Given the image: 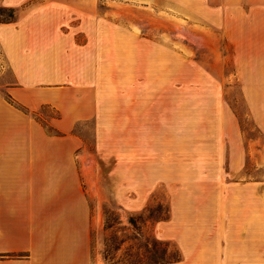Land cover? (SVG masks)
Returning <instances> with one entry per match:
<instances>
[{"label":"rangeland","instance_id":"rangeland-1","mask_svg":"<svg viewBox=\"0 0 264 264\" xmlns=\"http://www.w3.org/2000/svg\"><path fill=\"white\" fill-rule=\"evenodd\" d=\"M95 3L94 60L103 67L99 76L108 82L107 93L116 105L110 124L119 132L117 137H107L103 147L115 142L121 149L126 139L131 149L138 148L130 171L122 168L121 162L117 166L115 156L98 150L96 121L90 119L78 121L72 129L82 139L75 152L76 168L65 172L51 167L42 177V169L0 167V180H49L60 176L81 180L90 209L83 219L90 230L92 264H166L156 263L160 260L180 263L185 252L173 239L178 226L171 221L172 200L179 198L177 203L186 213L188 209L203 208L204 193L220 196L226 191L225 184L244 186L238 190L230 187V193L250 194L245 186L255 181L260 194L264 192V128L257 121L264 117V88L257 87L264 75L260 73L264 71V26L233 25L230 27L235 32L230 36L222 27L184 16L170 4L150 6L125 0ZM128 30L147 39L140 57L125 59V48L131 44L136 47L126 36ZM76 38L77 44L86 43L82 33ZM15 83L14 73L0 51V94L5 99L11 96L9 87ZM153 84H157L155 89L150 88ZM128 91L141 94L147 103L155 98L156 110L150 106L147 110L157 111L161 119L128 123ZM254 97L259 104H255ZM18 104L24 109L12 105L48 134L64 135L57 126L61 114L54 105L44 103L31 109ZM124 128L125 133L130 129L135 135L123 138ZM153 129L158 130V136L149 134ZM146 130L147 135L136 136ZM127 173L130 180L124 179ZM207 180H211L209 184ZM187 195L197 196L189 201ZM207 203L208 208L214 204L224 205L227 210L234 204L238 210L250 208L247 201L243 202L247 203L245 207L233 200L208 199ZM189 219L184 218L183 224L187 225ZM242 219L236 231L230 224V232L206 234L208 244L219 250L225 246L242 248V257L233 251L231 261L225 264H251L250 218ZM164 227L166 235L162 233ZM258 245L259 264H264L261 224Z\"/></svg>","mask_w":264,"mask_h":264},{"label":"crops","instance_id":"crops-1","mask_svg":"<svg viewBox=\"0 0 264 264\" xmlns=\"http://www.w3.org/2000/svg\"><path fill=\"white\" fill-rule=\"evenodd\" d=\"M30 1L29 5L23 7ZM95 1L0 0V7L20 9L15 21L0 23V51L16 78V83L9 87V93L17 103L31 109L44 103L54 105L61 114L57 126L64 134H48L32 117L0 94V167L42 169V177H45V170L51 167L69 172L76 168L75 152L82 145V139L72 129L80 120L93 119L96 121L98 150L105 151L109 157L115 156L118 159L116 165L121 162L122 168L130 171V163L138 155L135 152L138 148L131 149L126 139H123L121 149L116 147L115 142L105 149L103 147L107 137H117L119 132H115L110 124L116 113V105L110 101V94L107 93L108 82L99 76L103 67L95 64L94 60L97 57L94 53V49H97ZM125 1L150 6L170 4L184 16L222 27L230 36L235 32L230 27L233 25L264 26V0ZM111 26L116 29V24L111 23ZM125 32L128 40L136 46L132 47L131 44L125 48V59L142 56L141 46L147 39L134 31ZM80 33L86 41L82 45L76 43V35ZM37 73L43 76L37 77ZM259 80L257 87L263 89V74ZM154 85L157 84L150 88L155 89ZM127 95L131 97L126 102L128 123L161 119L157 111L149 113L147 110V106L156 110L155 98L147 103L135 91H128ZM259 103L258 99L255 100V104ZM257 121L264 128V117ZM124 131L125 128L121 130L123 138L135 135L130 133V129H127V133ZM149 131L150 135L158 136V130ZM147 134V130L139 131L136 136ZM48 179L0 180V264H92L90 230L83 219L84 216L88 217L90 209L83 195L81 180L64 176ZM124 179L130 180L128 173L124 174ZM210 181L207 180L208 184ZM230 187L238 190L244 186L225 184L226 191L220 196L204 193L203 208L188 209L186 213L177 203L179 198L172 200L171 221L178 226L173 231L176 234L173 239L185 252L180 263L172 264H225L231 259L233 251H238L239 257H242V248L225 246L224 250H219L208 244L206 234L230 232V224L236 231L243 222L242 218L248 217L252 238L251 264H259L258 233L260 224L264 227V192L260 194L259 184L255 181L245 186L250 194L230 193L227 191ZM196 196L187 195L186 199L195 200ZM208 199L241 201L244 207L247 203L243 202L247 201L250 208L238 210L236 204L230 210L221 204L208 208ZM186 217L190 219L184 225ZM165 229H162V233L166 235Z\"/></svg>","mask_w":264,"mask_h":264},{"label":"trees","instance_id":"trees-1","mask_svg":"<svg viewBox=\"0 0 264 264\" xmlns=\"http://www.w3.org/2000/svg\"><path fill=\"white\" fill-rule=\"evenodd\" d=\"M19 8L16 7H0V16H2V18L0 19V23H8V22H12L15 21L18 18L19 15ZM6 99L16 105L17 107H19L20 109H24L23 107H21L20 104L16 103L13 98L10 95L6 96ZM13 255H17V254H13ZM168 261H157L156 263H167Z\"/></svg>","mask_w":264,"mask_h":264}]
</instances>
